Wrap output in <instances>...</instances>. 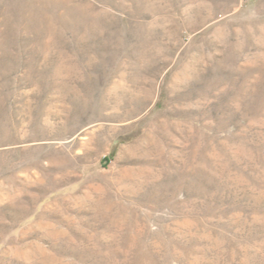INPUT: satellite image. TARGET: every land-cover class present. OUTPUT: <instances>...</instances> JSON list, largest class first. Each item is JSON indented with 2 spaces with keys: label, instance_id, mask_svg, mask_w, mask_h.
Wrapping results in <instances>:
<instances>
[{
  "label": "rangeland",
  "instance_id": "374dc122",
  "mask_svg": "<svg viewBox=\"0 0 264 264\" xmlns=\"http://www.w3.org/2000/svg\"><path fill=\"white\" fill-rule=\"evenodd\" d=\"M0 264H264V0H0Z\"/></svg>",
  "mask_w": 264,
  "mask_h": 264
}]
</instances>
